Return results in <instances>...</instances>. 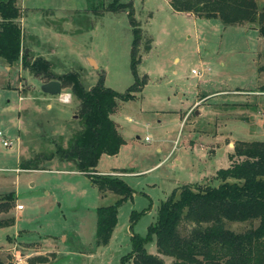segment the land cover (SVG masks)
Wrapping results in <instances>:
<instances>
[{
    "label": "rangeland",
    "instance_id": "374dc122",
    "mask_svg": "<svg viewBox=\"0 0 264 264\" xmlns=\"http://www.w3.org/2000/svg\"><path fill=\"white\" fill-rule=\"evenodd\" d=\"M15 2L24 18V47L33 49L28 52L32 58L50 60L53 73L75 71L85 88L102 74L104 86L118 94L133 83L125 12L95 17L87 0ZM120 2L132 4L141 31L136 75H146V82L131 100H116L109 117L123 144L115 155H100L94 168L131 174L92 175L118 177L132 191L116 208V223L104 246L95 244V210L120 196L98 190L70 162L42 159L56 143L65 147L79 129L78 102L67 89L54 97L42 93L43 79L21 68L20 61L8 64L0 57V133L12 142L4 147L0 140V204L12 195L10 210L0 215L12 221L0 228V258L10 264H28L38 252L46 264H120L130 250L129 237L145 234L159 202L174 189L215 186L214 174L228 163L236 141H264V38L256 24L223 25L175 13L168 0ZM255 2L258 8L264 4ZM84 55L97 68H79ZM63 93H69L67 104L60 101ZM27 162L38 169L19 168ZM18 205L24 210L16 211ZM131 213L138 215L130 220ZM256 225L226 227L241 232ZM144 248L156 254L153 241Z\"/></svg>",
    "mask_w": 264,
    "mask_h": 264
},
{
    "label": "trees",
    "instance_id": "16d2710c",
    "mask_svg": "<svg viewBox=\"0 0 264 264\" xmlns=\"http://www.w3.org/2000/svg\"><path fill=\"white\" fill-rule=\"evenodd\" d=\"M87 1L95 17L102 12L126 13L132 37L129 67L133 83L123 94L105 87L102 74L92 86L85 88L77 72L55 74L50 60L32 58L26 53L24 33L18 23L22 11L15 5V0H0V57L8 64L20 61L21 68L36 79H43V83L60 82V87L67 89L78 102L75 116L79 129L68 138L65 147L56 143L53 153L42 159L70 162L77 172L90 177L98 190L120 196L113 204L95 210V244L104 246L116 223V208L131 196L132 191L118 177L92 175L99 156L115 155L123 144L109 117L116 108V100H131L133 93L145 84L146 76L138 79L136 75L141 31L134 21L132 4L108 0L104 6V0ZM168 5L175 13L218 20L223 25L256 24L258 36L264 38V4L258 8L255 0H168ZM143 50L147 52L149 46L146 44ZM227 158L228 166L214 174L218 182L215 186L181 185L159 202L155 219L146 227L145 234L129 237L130 250L121 256L120 264H166L160 257L169 258L170 264H264V141H236ZM33 165L32 162L21 163L19 168L36 171L38 168ZM11 202L12 195L9 194L0 204V215L10 210ZM137 215L131 213L130 220ZM254 221H257L255 227L241 232L226 227L231 223ZM11 222L1 219L0 228L10 226ZM151 241L155 255L144 248ZM0 264H4L1 259ZM28 264H46V259L34 256Z\"/></svg>",
    "mask_w": 264,
    "mask_h": 264
},
{
    "label": "crops",
    "instance_id": "0c3cea01",
    "mask_svg": "<svg viewBox=\"0 0 264 264\" xmlns=\"http://www.w3.org/2000/svg\"><path fill=\"white\" fill-rule=\"evenodd\" d=\"M24 19V18H23ZM23 19H21L20 18V20L18 21V23H20V26L22 27V23H23ZM261 38V37H260ZM29 51H33V49L31 48H26V50H25V52L26 53H28ZM80 60V62H79V68H85L84 66H85V64L87 65L88 63H90L91 61L93 62V64H94V67H93V69L94 68H97V65H96V62L93 60V59H91V57H89L88 55H84V57L82 58V59H79ZM89 65V64H88ZM8 69H9V67H8ZM103 72V71H102ZM146 76V75H145ZM61 90H62V88H61ZM69 94V93H68ZM204 99V98H203ZM202 100V99H201ZM195 104H197V102H194V104L193 105H195ZM51 105H48L47 107L49 108ZM116 125V124H115ZM116 128H117V125H116ZM117 131H118V129H117ZM119 133V132H118ZM229 154V153H228ZM228 161V160H227ZM228 163H229V161H228ZM228 163H226V165L223 167V168H226L227 166H228ZM221 169V168H220ZM95 170V173H101V174H110V175H113L114 173H120V174H118V175H121V174H123V175H129V174H131V173H129V172H119V171H117L116 169L115 170H109V171H98V170H96V169H94ZM125 171V170H124ZM208 178V177H207ZM204 179H206V177L205 178H203L202 180H200V181H204ZM24 209H22L21 211H23ZM18 211V210H17ZM20 212V211H19ZM14 236L16 237V238H18V236H20L18 233L17 234H15L14 233ZM9 237L10 236H7L6 237V239H5V242H7L8 243V239H9ZM6 244V243H5ZM36 246H39V245H36ZM5 247V246H4ZM7 247V246H6ZM7 251L9 250H11V249H6ZM8 251V252H9ZM34 254H37V255H41L42 254V252H38V253H34ZM14 255V254H13ZM37 255H33V256H37ZM16 257V256H15ZM14 257V258H15ZM1 259V258H0ZM1 261L4 263V264H7V263H10L9 261H7V260H3V259H1Z\"/></svg>",
    "mask_w": 264,
    "mask_h": 264
},
{
    "label": "water",
    "instance_id": "95a60500",
    "mask_svg": "<svg viewBox=\"0 0 264 264\" xmlns=\"http://www.w3.org/2000/svg\"><path fill=\"white\" fill-rule=\"evenodd\" d=\"M90 64H93V62L91 61ZM94 65V64H93ZM94 67V66H93ZM40 91L44 94L50 95V96H57L59 95L60 91H61V87H60V82L58 81H49L47 83H43L41 86Z\"/></svg>",
    "mask_w": 264,
    "mask_h": 264
},
{
    "label": "built area",
    "instance_id": "2783aa9c",
    "mask_svg": "<svg viewBox=\"0 0 264 264\" xmlns=\"http://www.w3.org/2000/svg\"><path fill=\"white\" fill-rule=\"evenodd\" d=\"M190 73L193 74V75H197V72L195 70H191ZM60 101H62V103H64V104H67L69 102V94L63 93L62 96H60ZM0 137H1L0 138L1 143L3 144L4 147H10L12 145L11 141L4 139V137L2 138L1 133H0ZM143 140L146 141L147 138L144 137ZM15 208H16V211L17 210L18 211L22 210V206L21 205L15 206ZM19 264H22L21 260H19Z\"/></svg>",
    "mask_w": 264,
    "mask_h": 264
}]
</instances>
